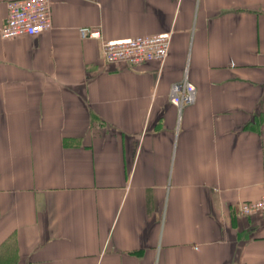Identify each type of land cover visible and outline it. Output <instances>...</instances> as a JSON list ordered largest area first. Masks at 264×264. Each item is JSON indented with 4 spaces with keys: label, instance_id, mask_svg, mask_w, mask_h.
I'll return each mask as SVG.
<instances>
[{
    "label": "crops",
    "instance_id": "crops-1",
    "mask_svg": "<svg viewBox=\"0 0 264 264\" xmlns=\"http://www.w3.org/2000/svg\"><path fill=\"white\" fill-rule=\"evenodd\" d=\"M49 1L50 31L0 37V264H264L239 214L264 193V0ZM161 34L163 63L103 60Z\"/></svg>",
    "mask_w": 264,
    "mask_h": 264
},
{
    "label": "built area",
    "instance_id": "built-area-1",
    "mask_svg": "<svg viewBox=\"0 0 264 264\" xmlns=\"http://www.w3.org/2000/svg\"><path fill=\"white\" fill-rule=\"evenodd\" d=\"M6 5L7 19L0 31V37L5 40L21 36H35L52 29V19L49 0H0ZM87 37L102 40L99 30L84 29ZM171 34H161L149 37H135L124 40L102 41L101 52L103 60L108 64H125L139 66L148 62L163 63L169 53ZM195 87L185 79L175 84L170 90V103L179 111L194 104ZM240 216L264 214V193L254 201L239 205Z\"/></svg>",
    "mask_w": 264,
    "mask_h": 264
}]
</instances>
